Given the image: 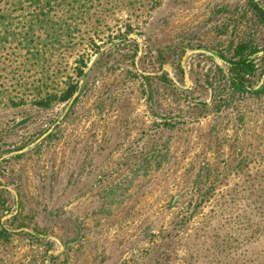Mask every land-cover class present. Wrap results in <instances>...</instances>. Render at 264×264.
<instances>
[{
	"label": "rangeland",
	"instance_id": "374dc122",
	"mask_svg": "<svg viewBox=\"0 0 264 264\" xmlns=\"http://www.w3.org/2000/svg\"><path fill=\"white\" fill-rule=\"evenodd\" d=\"M19 1L0 22V264H264V0H89L69 34L49 5L26 38ZM242 43L259 51L238 77Z\"/></svg>",
	"mask_w": 264,
	"mask_h": 264
},
{
	"label": "trees",
	"instance_id": "16d2710c",
	"mask_svg": "<svg viewBox=\"0 0 264 264\" xmlns=\"http://www.w3.org/2000/svg\"><path fill=\"white\" fill-rule=\"evenodd\" d=\"M90 2L88 4V2ZM248 3L252 6V8L257 11L260 12L261 9H259L257 3L255 0H247ZM9 2V6H11V4H18V2H20L19 0H0V22H3V20L5 19V16L8 14L6 13V6ZM36 7H35V11H34V15L32 17H30L29 19V23L27 24V26L23 29V35L25 36L24 38H26V36L35 31L36 28L40 29L41 26V22L43 21H47L46 17H39L40 15H46L45 13H42V11L39 10L42 8H46V6H51L55 12H59L61 16L65 17V21L63 19H60V21H62L61 23H63V25L65 27H63L62 25H60L57 30L59 31H64L66 34H69L70 32H73V30L76 27V22H74V19L76 20L79 15L80 18H82L84 15H86V17L91 16V10L94 8V4L93 1H89V0H36L35 3ZM79 6H81L79 8ZM82 7L84 8V10L82 9ZM45 18V19H44ZM15 32V31H13ZM45 43H42V49L45 50L46 45H44ZM53 46V45H51ZM249 49V50H248ZM248 50V51H247ZM259 50L253 46V45H247V44H239L236 47L234 56H236L238 59L234 62H232V64L230 65V70L232 72H234L236 74V76L238 77H242L244 75H251L254 72L255 69V63H253V60L251 59L250 56H252L253 54L257 53ZM38 55V53H36ZM81 66H86V62L81 58H79L76 61V69L79 71L76 72V76L78 77L80 74H82L80 67ZM238 83H236L237 85ZM73 90H72V86H67L65 89L62 90L63 94V99H67L70 96L73 95ZM46 99L47 100H51V98L49 97L50 95L45 94Z\"/></svg>",
	"mask_w": 264,
	"mask_h": 264
},
{
	"label": "water",
	"instance_id": "95a60500",
	"mask_svg": "<svg viewBox=\"0 0 264 264\" xmlns=\"http://www.w3.org/2000/svg\"><path fill=\"white\" fill-rule=\"evenodd\" d=\"M200 50L205 51V52H208V53L214 55L216 58H219V59H221V60H223V61L226 62V59L225 58L221 57L220 55H218L217 53H215L212 50H209V49H200Z\"/></svg>",
	"mask_w": 264,
	"mask_h": 264
}]
</instances>
